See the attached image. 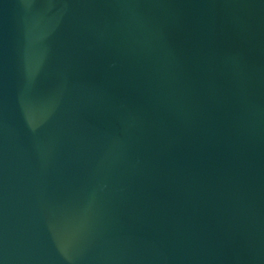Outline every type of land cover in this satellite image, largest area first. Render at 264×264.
I'll use <instances>...</instances> for the list:
<instances>
[{
  "label": "water",
  "instance_id": "obj_1",
  "mask_svg": "<svg viewBox=\"0 0 264 264\" xmlns=\"http://www.w3.org/2000/svg\"><path fill=\"white\" fill-rule=\"evenodd\" d=\"M0 264H264V0H0Z\"/></svg>",
  "mask_w": 264,
  "mask_h": 264
}]
</instances>
